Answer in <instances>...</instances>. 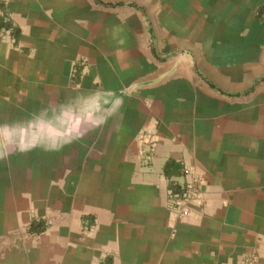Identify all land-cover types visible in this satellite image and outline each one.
<instances>
[{
    "label": "crops",
    "instance_id": "0c3cea01",
    "mask_svg": "<svg viewBox=\"0 0 264 264\" xmlns=\"http://www.w3.org/2000/svg\"><path fill=\"white\" fill-rule=\"evenodd\" d=\"M0 264H264V0H0Z\"/></svg>",
    "mask_w": 264,
    "mask_h": 264
},
{
    "label": "built area",
    "instance_id": "2783aa9c",
    "mask_svg": "<svg viewBox=\"0 0 264 264\" xmlns=\"http://www.w3.org/2000/svg\"><path fill=\"white\" fill-rule=\"evenodd\" d=\"M140 142H144L152 149L156 141L149 134L140 133L138 135ZM185 175H189V180L184 187L180 188L177 197L174 200V217L181 220L190 215L192 209L202 206V197L200 193V185L202 183L201 175L195 172L191 167H185Z\"/></svg>",
    "mask_w": 264,
    "mask_h": 264
}]
</instances>
